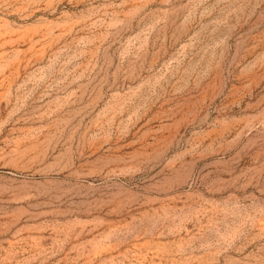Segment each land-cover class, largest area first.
<instances>
[{"label": "rangeland", "instance_id": "rangeland-1", "mask_svg": "<svg viewBox=\"0 0 264 264\" xmlns=\"http://www.w3.org/2000/svg\"><path fill=\"white\" fill-rule=\"evenodd\" d=\"M0 264H264V0H0Z\"/></svg>", "mask_w": 264, "mask_h": 264}]
</instances>
